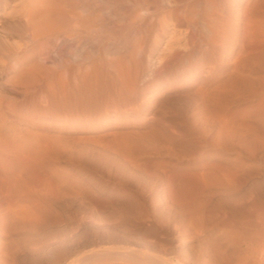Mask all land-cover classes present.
Listing matches in <instances>:
<instances>
[{
    "label": "rangeland",
    "instance_id": "1",
    "mask_svg": "<svg viewBox=\"0 0 264 264\" xmlns=\"http://www.w3.org/2000/svg\"><path fill=\"white\" fill-rule=\"evenodd\" d=\"M195 1L197 2L180 0V8L186 6L180 10V48L173 54L167 53L170 58L167 57L160 65L161 59L158 56L166 54L162 48V52L159 49L160 52L153 53L154 60L147 53V64L145 63L143 70L139 72L137 68L131 67L124 71L128 73L126 78L123 75L125 82L116 72L102 65L92 66L91 71L80 67L79 72L85 71L84 73H79L78 67L75 69L78 77L76 73H72L75 70L56 64L59 62L58 55H53L44 63L48 66L51 63L54 69L50 73H55L51 75L54 78L59 76L60 67V73L65 74L60 76H64L65 80L69 78L67 84H64L63 78L48 80V83L46 80H38L40 83L36 80L27 83L20 80V84L17 73H20L24 63L13 59L18 56L0 64V175L1 178L9 174L14 176L4 177V180L8 179L6 182L0 180V195L4 193L3 198H17L18 202H14V205L10 203L13 198L4 200L0 196V209L4 207L5 212V209L7 211L12 207L9 212L0 211V218L3 217V220L0 219V241L3 237L4 240L9 239V242L17 241L21 249L15 256L17 264H141L120 259L118 251L123 250L121 245L124 249L130 246L121 240V236H133L136 234L131 231L135 227L133 224L139 221L149 223L150 219L158 222V229H149L150 240L159 241V253L173 264H264V119L258 113L259 108H264V35L261 32L264 31V0H208L206 6H198L197 3V7L194 6ZM215 2L222 4V7ZM188 5L193 11L197 9V13L206 9L207 16L200 12V18L204 16L207 19H203L209 21L205 22L209 33L207 30H203L204 33L199 30L196 34L191 31L190 19L195 20L196 13L189 11L191 8ZM218 8L223 10L220 11L222 14L218 12ZM207 9L215 13L216 17L213 14L211 16ZM0 10L2 25L6 14H3L1 6ZM220 14H224V18ZM252 21L253 24L257 23L259 31ZM213 22L219 26L213 25ZM209 24L213 26L210 27ZM251 24V30L255 29L254 32L258 35L261 33L260 37L252 35L248 29ZM213 28L217 29V34ZM251 35L253 39L250 40ZM205 38L210 39V42ZM184 39L188 41L183 42ZM243 41L245 45H242ZM255 44L260 48L263 45L260 49L255 48ZM249 45H253L255 50ZM256 49L261 50L258 55L255 53L258 52ZM235 50L237 53L246 51L247 55H243L253 58L246 61L245 56L239 57L242 52L237 54ZM232 60H236L234 64ZM167 61L172 62L169 64ZM236 63L243 64L239 66L243 71L232 66H238ZM21 64L22 67H19ZM159 66L161 70L157 71ZM135 71L139 73L136 74ZM231 71L233 76H229ZM234 71L239 74L234 75ZM75 75L78 78H74ZM14 76L18 77L15 81ZM127 79L132 84L136 81L138 83L133 86ZM29 82L33 85L26 86ZM131 85L134 88L129 89ZM258 86L263 87L262 93ZM131 89H135V92ZM256 89H260V92L255 91ZM256 95L261 96L257 98ZM227 112L235 115V122L240 118L235 130L237 128L238 131L239 125L240 129L244 128L243 124L246 122L243 135H239L240 129L239 134L233 130L237 134L235 136L230 135L232 132L225 134L220 128L221 132L218 133L217 126H220L216 119ZM244 114L247 116L245 122L241 119H244ZM212 122H215L216 127ZM247 122L253 126L249 128ZM247 127L250 130H246ZM216 130L221 135L220 141ZM221 133L231 137L226 138ZM212 134L218 137L215 138L216 141ZM20 158L29 161L34 165L33 168L38 167L36 175L40 173L37 180L33 179L36 183L33 184L34 181L31 180L26 181L27 186L25 183L21 186L24 187V192L19 188L24 174L20 173L22 177L11 169V165L24 161ZM15 174L19 176L15 177ZM15 178L22 180L18 182ZM25 178L24 180H29ZM8 181H12L13 185L14 182L19 184V187H14L23 193L14 191L13 185L9 186L13 191L8 189ZM40 181L42 184H39ZM4 183L7 184L1 185ZM28 186L26 191L25 187ZM46 186L48 191L45 190ZM57 188L60 189L59 195L55 192ZM7 190L12 192H5ZM50 190L51 193L54 190L55 198L53 193V198L50 197ZM29 198L33 200L30 201ZM18 199L25 204L22 205ZM33 201L39 204L35 207L32 205ZM7 203V208L11 204L8 209L4 205ZM12 205L19 209L15 207L14 210ZM175 217L184 218L193 231L205 229L204 233L201 232V242L198 237H193L192 232L181 233L180 226H175ZM2 221L5 222L4 225ZM171 228L174 229L171 231ZM133 237L139 240L138 235ZM33 242L36 244L32 246L30 243ZM149 247L152 246L143 243V249ZM27 249H31L34 255L29 254V257Z\"/></svg>",
    "mask_w": 264,
    "mask_h": 264
},
{
    "label": "bare ground",
    "instance_id": "2",
    "mask_svg": "<svg viewBox=\"0 0 264 264\" xmlns=\"http://www.w3.org/2000/svg\"><path fill=\"white\" fill-rule=\"evenodd\" d=\"M186 0H184L185 2ZM188 1V0H187ZM210 1V0H209ZM213 1V0H212ZM218 1V0H217ZM221 1V0H220ZM219 1V2H220ZM224 1V0H223ZM183 1H181L182 3ZM192 2V1H191ZM194 2V0H193ZM196 2V1H195ZM214 2V1H213ZM231 2V1H230ZM189 3V2H188ZM198 3V6L201 5V4H207L208 3V0H197L196 3H194V6H196L195 4ZM217 3V2H215ZM224 3V2H223ZM185 4V3H184ZM205 4V6H206ZM220 4V3H219ZM217 3V5H219ZM187 5V4H186ZM0 6L1 8L3 9V14H6V18H4V22L0 25V64H4V62L7 60V59H11L13 56H18L17 58H13V59H16L17 62H20V63H24L23 65V68H21V70L19 71L20 73H17L18 74V77L20 78L18 80V82L20 83V80H25V82L27 83V81H38V80H46V83H48L47 81L48 80H53V79H61L63 78L64 76H60V67H58V70H59V73L58 75L60 76H54L52 77L51 75L55 74V73H52L53 72V69L52 68L53 66L49 64L46 65L44 62H46V60H48L49 58H51L53 55H58V60L59 62L56 63V60L54 63L58 64L60 63L62 65V67L64 68H71L73 70H75L76 68L79 67V70L78 72L80 71V67H84L86 69H82V70H88L92 69V66H103V67H106V68H110L111 70H113L114 72H116V74H118V77H120V79H123L124 81V74H125V78L128 77L126 74H128L127 72L125 73L124 71L127 69H130L131 67H135L137 68L136 70L140 72V70H143L144 69V65H145V61H146V54L147 53H150L149 54V57L154 60L152 58L153 56V53H155L156 51H159V49L161 50V48L163 49V52L166 53L165 55L163 54V56L160 57L158 56L160 60V63L158 65H160L162 63V61L164 62L165 59L168 57V54H173L174 52H176V50H178L180 48V42H181V35H180V10H183L186 6L184 5V8H180V0H0ZM183 6V4H182ZM190 6V5H188ZM192 6V4H191ZM190 6V10L189 11H193L192 7ZM204 6V5H203ZM202 6V7H203ZM222 7V4L219 5V7ZM231 6V5H230ZM197 7V6H196ZM208 7V6H207ZM210 7H211V4H210ZM213 7V6H212ZM235 7V6H234ZM200 9H202L200 7ZM213 9V8H212ZM229 9V8H228ZM196 11H193L195 12V16L194 18L196 17V19H190L192 22L190 23V26L189 28L191 29V31L196 34L200 31L203 32V30H207L209 27H207L208 25H206L205 21L207 18L202 16L203 18H200L201 16V13L202 11H199L197 9H195ZM208 10V9H207ZM215 10V9H214ZM218 12L220 11H223L221 9L218 8ZM1 11V10H0ZM206 11V9H205ZM202 12V13H205ZM209 11V10H208ZM216 11V10H215ZM210 12V11H209ZM227 12V11H226ZM225 12V13H226ZM233 12V11H232ZM236 13V11H234ZM239 12V11H238ZM189 13V12H188ZM211 16L213 14V17L215 15L216 17V14L215 13H212L210 12ZM217 13V11H216ZM221 13V12H220ZM231 13V12H230ZM190 14V13H189ZM192 14V12H191ZM222 14V13H221ZM220 14V15H221ZM246 14V13H245ZM187 15V14H186ZM204 15V14H203ZM218 15V14H217ZM224 15V14H223ZM223 15H221L223 17ZM237 15V14H236ZM248 15V13L246 14ZM205 16L206 13H205ZM211 16L209 18H211ZM189 17V16H188ZM188 17H187V20H188ZM191 17V16H190ZM189 17V18H190ZM230 17V16H229ZM239 18V16H237ZM247 17V16H246ZM248 17L251 19V16L248 15ZM193 18V17H192ZM221 17H219L220 19ZM224 18V17H223ZM264 18V17H263ZM215 19V18H214ZM229 19V18H228ZM240 19V18H239ZM2 20V21H3ZM194 20V21H193ZM212 20V19H210ZM217 20V18L215 19ZM225 20V19H223ZM252 20L254 21V18L252 17ZM256 20V18H255ZM189 21V20H188ZM219 21V20H218ZM227 21V20H226ZM249 21V20H248ZM247 21V22H248ZM253 21L251 22L253 24ZM209 22V21H208ZM224 22V21H223ZM232 22V21H231ZM246 22V23H247ZM257 22V21H256ZM260 22V21H258ZM221 23V22H220ZM219 23V24H220ZM227 23V22H226ZM241 23V22H240ZM245 23V22H244ZM250 23V21H249ZM182 24V23H181ZM208 24V23H207ZM213 25L215 24L214 22L212 23ZM212 24H209L212 25ZM233 24V22H232ZM231 24V25H232ZM238 24V23H237ZM235 23V25H237ZM252 24L251 26H249L248 29H250V32L252 33V35L254 37H260L261 36V33H259L258 31L260 30L259 27L257 28L256 24L257 23H254L253 25L257 28V32L259 33V35L254 32V30L252 31L251 28H252ZM185 25V24H184ZM212 25V26H213ZM217 24H215L216 26ZM225 25V24H224ZM223 25V26H224ZM233 25V26H235ZM247 26V24H245ZM250 25V24H249ZM187 26V25H185ZM210 26V27H212ZM219 26V25H217ZM232 26V27H233ZM238 26V25H237ZM237 26H236V29H237ZM251 27V28H250ZM187 28V27H186ZM220 28V27H219ZM218 28V29H219ZM244 28H247V27H244ZM215 28H213V31H215V34L217 29L214 30ZM221 29H222V25H221ZM224 29V27H223ZM239 29V28H238ZM247 29V30H248ZM212 30V28H211ZM220 30V29H219ZM212 31V32H213ZM223 30H221L220 32H222ZM225 31V29H224ZM231 31V30H230ZM237 31V30H236ZM239 31V30H238ZM246 31V30H245ZM244 31V35L246 34ZM249 31V30H248ZM256 31V30H255ZM208 32V30H207ZM219 32V33H220ZM256 33V34H253ZM263 32V35H264V31H261ZM206 33V32H205ZM209 33V32H208ZM223 33V32H222ZM234 33V32H233ZM249 33V32H248ZM214 34V33H213ZM212 34V35H213ZM231 34V33H230ZM242 34V35H243ZM207 35V33H206ZM222 35V34H221ZM223 35L225 36L226 34L223 33ZM251 35V36H252ZM258 35V36H257ZM196 36V35H194ZM208 36V35H207ZM210 36V35H209ZM218 36H220L218 34ZM229 36V35H228ZM253 36L250 37V40L251 38L253 39ZM211 37V36H210ZM216 37V36H215ZM248 37V36H247ZM246 37V38H247ZM191 38V37H190ZM196 38V37H195ZM198 38V37H197ZM221 38V36H220ZM230 38V37H229ZM243 38V37H242ZM262 38H264V36H262ZM193 39V38H192ZM208 40V38H205ZM257 40H260L259 38H256ZM255 39V40H256ZM185 40L187 39H184L183 42H185ZM195 40V39H194ZM200 40V39H198ZM227 40V39H226ZM245 40V39H244ZM254 40V41H255ZM31 41V43H30ZM188 41V40H187ZM186 41V43H188ZM218 41V39H217ZM233 41V39H232ZM235 41V40H234ZM192 42V40H191ZM198 42V41H196ZM210 42V41H209ZM212 42V41H211ZM245 41H243L244 43ZM253 42V41H252ZM250 42V44L252 43ZM257 42V41H256ZM263 42H264V39H263ZM201 44V41L199 42ZM218 43V42H217ZM225 42H223L224 44ZM242 45H245V43ZM255 43V42H253ZM252 43V44H253ZM257 43H262V42H257ZM185 44V43H184ZM193 44V43H191ZM189 45V46H192V45ZM199 44V45H200ZM216 44V42H215ZM220 44V43H219ZM226 44V43H225ZM258 44V45H259ZM183 45V44H182ZM186 45V44H185ZM194 45V44H193ZM203 45V44H201ZM218 45V44H217ZM221 45V44H220ZM262 45L261 44V48H262ZM187 46V45H186ZM188 46V47H189ZM205 46V45H204ZM241 46V45H240ZM239 46V47H240ZM247 46V45H246ZM249 46H252V48L254 49V46L253 45H249ZM257 44H255V48H260V46H257ZM187 47V48H188ZM194 47V46H193ZM215 47V46H213ZM219 47V46H218ZM264 47V45H263ZM183 48V46L181 47ZM200 48V47H199ZM210 48V47H209ZM260 48V49H261ZM190 49V48H189ZM192 49V48H191ZM196 49V48H195ZM198 49V48H197ZM206 49V48H204ZM217 49V48H216ZM233 49V48H232ZM252 49V51H253ZM260 49H256L258 50V52H255L257 53V55L260 53L259 50ZM264 49V48H262ZM188 50V49H187ZM202 50V49H201ZM227 50V49H226ZM255 50V49H254ZM212 53H213V50H211ZM236 51V50H235ZM261 51V50H260ZM263 51V50H262ZM160 52V51H159ZM162 52V50H161ZM188 52V51H187ZM191 52V51H190ZM193 52V51H192ZM191 52V53H192ZM196 52V51H195ZM199 52V50H198ZM210 52V51H209ZM220 52V51H219ZM242 52V51H241ZM239 52V53H241ZM168 53V54H167ZM202 55H204L203 53L204 52H201ZM206 53V52H205ZM234 53V52H233ZM232 53V54H233ZM237 53V51H236ZM237 53V54H239ZM244 53H246L247 55V52L245 51ZM243 52L241 54H239V57L241 56H245L246 58V55H243L244 54ZM264 53V52H263ZM263 53H261L260 55H263ZM160 54V53H159ZM162 54V53H161ZM182 54V53H181ZM198 54V53H197ZM195 53V55H197ZM211 54V52H210ZM214 54V53H213ZM212 54V55H213ZM229 54V53H228ZM237 54H236V57H237ZM183 55V54H182ZM182 55L180 57H182ZM189 55V54H188ZM217 55V54H216ZM241 55V56H240ZM177 56V55H176ZM210 56V55H209ZM215 56V55H214ZM222 56V55H221ZM219 56V57H221ZM225 55H223L224 57ZM249 56V54H248ZM154 57V56H153ZM157 57V56H156ZM173 57V56H172ZM171 57V58H172ZM202 57V56H201ZM200 57V58H201ZM216 57V56H215ZM231 57V56H229ZM251 56L247 57L246 58V61L247 59H249ZM260 57V56H259ZM170 58V57H168ZM183 58V57H182ZM228 58V57H227ZM234 58V56H233ZM244 58V57H243ZM242 58V59H243ZM245 58L243 59L245 61ZM253 58V57H251ZM250 58V59H251ZM9 59V60H10ZM12 59V60H13ZM148 59V58H147ZM180 59V58H179ZM195 59V58H194ZM216 59V58H215ZM223 59V58H221ZM229 59V58H228ZM235 59V58H234ZM233 59V60H234ZM239 61H241V58H238ZM11 60V61H12ZM157 60V59H156ZM170 60V59H169ZM201 60V59H200ZM226 60V59H225ZM224 60V61H225ZM231 60V59H230ZM232 60V63L235 61ZM159 61V60H158ZM195 61V60H194ZM216 61V60H215ZM223 61V60H222ZM238 61V60H237ZM13 62V61H12ZM49 62V61H48ZM156 62V61H154ZM169 63V61H167ZM172 62V61H171ZM170 62V63H171ZM181 62V61H180ZM186 62V61H185ZM214 62V61H213ZM227 62V60H226ZM229 62V61H228ZM8 63V62H7ZM15 63V62H13ZM12 63V64H13ZM26 63V64H25ZM150 63V62H149ZM169 63V64H170ZM174 63V61H173ZM172 63V65H173ZM190 63V61H189ZM231 63V62H230ZM231 63V64H232ZM233 63V64H234ZM11 64V63H10ZM147 64V63H146ZM213 64V63H212ZM238 64V63H236ZM242 63H240L241 65ZM16 65V64H15ZM178 65V64H177ZM191 65V64H190ZM238 64L237 65H232L233 67L236 66L238 68V71H239V66ZM243 65V64H242ZM14 66V65H13ZM181 66V65H179ZM229 66V65H228ZM18 67V66H16ZM19 67H22V64L21 66ZM55 67V66H54ZM90 67V68H89ZM146 67V66H145ZM164 68V65L162 66ZM167 67V66H166ZM165 67V68H166ZM204 67V66H203ZM210 67V65H209ZM236 67L234 68V70H236ZM241 67V66H240ZM62 68V69H63ZM96 68V67H95ZM100 68V67H99ZM153 68V67H152ZM157 68V66L155 67ZM160 69H157L158 70H161V67L159 66ZM176 68V67H175ZM224 68V67H223ZM18 69V68H17ZM52 69V72L50 73V70ZM56 69V67H55ZM98 69V67H97ZM151 69V68H150ZM154 69V68H153ZM171 69V68H170ZM195 69V67H194ZM211 69H214V68H211ZM231 69V68H230ZM245 69V68H244ZM66 70V69H64ZM63 70V71H64ZM105 70V69H104ZM108 70V69H107ZM179 70V69H178ZM228 70V69H227ZM233 70V68H232ZM241 71H243V69L241 68L240 69ZM246 70V69H245ZM244 70V71H245ZM250 71V69H248ZM61 71V72H63ZM77 70H75V72H72V73H76ZM89 71V70H88ZM106 71V70H105ZM130 71V70H128ZM147 71V70H146ZM149 71V70H148ZM155 71V70H153ZM208 71V70H207ZM210 71V70H209ZM229 71V70H228ZM83 72V71H81ZM79 72V73H81ZM85 72V71H84ZM83 72V73H84ZM109 72V71H108ZM112 72V71H111ZM113 72V73H114ZM124 72V73H123ZM136 72V71H135ZM139 72H136V74H138ZM161 72V71H160ZM172 72V71H171ZM236 72V71H234ZM68 72H66L67 74ZM87 73V72H86ZM85 73V74H86ZM89 73V72H88ZM87 73V74H88ZM107 73V72H106ZM113 73H110L113 74ZM130 73V72H129ZM147 73V72H146ZM145 73V74H146ZM163 73V72H162ZM208 73V72H207ZM212 73V72H211ZM229 76H233V71L229 72ZM243 73V72H242ZM241 73V74H242ZM246 72H244L245 74ZM64 74V72L62 73ZM61 74V75H62ZM86 74V75H87ZM115 74V75H116ZM131 74V73H130ZM133 74H134V70H133ZM131 74V76L133 75ZM150 74V72H149ZM165 74V72H164ZM178 74V72H177ZM239 73L236 72V74L234 75H237ZM238 75L239 77L241 76ZM65 75V74H64ZM69 75V74H67ZM76 75H78L76 73ZM73 76L74 78H78L77 76ZM84 74H82L83 76ZM148 75V74H146ZM243 75V74H242ZM247 75V73L245 74ZM262 75V74H261ZM173 76V75H172ZM171 76V77H172ZM244 76V75H243ZM264 76V74H263ZM15 77V79H14ZM12 79H14L13 81L16 80V77L17 76H14ZM17 77V79H18ZM66 77V76H65ZM81 77V76H80ZM85 77V75H84ZM110 77H113L110 76ZM135 77V74L134 76H132V78ZM137 77V76H136ZM149 77V75H148ZM147 77V78H148ZM176 77V76H175ZM68 78V77H67ZM66 78V79H67ZM72 78V77H70ZM115 78V77H114ZM117 78V76H116ZM130 78V79H132ZM65 81L64 84H67L68 82H66L67 80H69V78L67 80H65V78H63ZM81 79V78H80ZM79 79V80H80ZM87 79V78H86ZM85 79V80H86ZM113 79V78H112ZM130 79H127V80H130ZM137 80V78H135ZM134 79V80H135ZM145 79V77H144ZM172 79V78H171ZM72 80V79H70ZM126 80V79H125ZM133 80V79H132ZM133 80V81H134ZM143 80V78H142ZM261 80V79H259ZM35 81V83H36ZM41 81V82H42ZM54 81V80H53ZM78 81V80H76ZM84 81V80H83ZM112 81V80H111ZM120 81V80H119ZM118 81V82H119ZM122 81V82H123ZM139 81V80H138ZM40 83V81H38ZM82 82V81H81ZM125 82V81H124ZM131 82V80L129 81V83ZM137 82V81H136ZM135 82V83H136ZM140 82V81H139ZM22 83V82H21ZM20 83V84H21ZM45 83V81H44ZM43 83V84H44ZM76 83V82H75ZM120 83V82H119ZM133 82L130 83L134 86L135 84ZM138 83V82H137ZM181 83V82H180ZM260 83V82H259ZM258 83V84H259ZM30 84V82L26 85L28 86ZM31 84L33 85V83L31 82ZM30 84V85H31ZM38 84V83H37ZM36 84V85H37ZM41 84V85H43ZM53 84V82H52ZM63 84V83H62ZM46 85V84H45ZM49 85H50V82H49ZM47 84V86H49ZM56 85V84H55ZM126 87H127V82H126ZM131 85L130 88H134L133 86ZM136 85V84H135ZM178 85V84H177ZM261 85V83H260ZM259 85V86H260ZM52 86V85H50ZM130 86V85H129ZM260 89H256L255 91H261V93L263 92L262 88L264 87V85H262L263 87H259ZM178 88V87H177ZM202 88V87H201ZM200 88V89H201ZM203 89V88H202ZM135 90V89H134ZM131 89V91H134ZM259 91V92H260ZM135 92V91H134ZM258 92V93H259ZM257 94V93H256ZM257 96V95H256ZM261 96V95H259ZM257 96V98L259 97ZM263 96V99H264V95L262 94ZM262 99V97H260ZM262 99V100H263ZM258 100V99H257ZM256 100V101H257ZM260 100V102L262 101ZM259 102V101H258ZM256 103V102H255ZM263 105H264V101H262ZM257 104V103H256ZM255 104V105H256ZM261 104V103H260ZM254 105V106H255ZM258 105V104H257ZM261 106V105H260ZM253 107V106H252ZM262 108V106H261ZM247 109V108H246ZM255 109H258L257 107ZM254 110V109H253ZM252 110V111H253ZM260 111H258V113L260 112L262 114V117L264 119V108L263 109H260ZM255 111V110H254ZM233 112H236L233 111ZM242 112V111H241ZM249 112V111H248ZM232 112H230L231 114ZM238 113V112H237ZM244 113H247V112H244ZM251 113V112H250ZM257 113V112H256ZM228 112L227 114H224L222 116H220L221 114H218L220 117H218L216 120H217V123L219 124L220 127L217 126V130H222L225 134H230L229 132H232V134L230 135H234L236 134V132L239 131L240 129V125H239V128H238V131H237V128L236 130L234 129L235 128V125L236 123L238 124V121H239V116H238V121L235 122V119L236 117H234L235 115H230ZM243 114V112L241 113ZM248 114V113H247ZM237 115V114H236ZM239 115V114H238ZM245 115V114H244ZM244 115H241L242 117ZM217 115H215L216 117ZM255 116V115H254ZM254 116H253V119H254ZM257 116V115H256ZM261 116V115H260ZM251 117V116H250ZM261 117V118H262ZM245 118H247V116L245 115L244 119L241 118L243 120V122H245ZM260 119V118H259ZM237 120V118H236ZM247 121V120H246ZM249 121H252V119L250 120L249 118ZM258 121V120H257ZM255 121V122H257ZM216 122V121H215ZM215 122H212L214 123L213 126H215ZM264 121L262 120V123ZM216 123V125H217ZM242 122H239V124H241ZM246 123V122H245ZM243 124V125H247V124ZM248 123V122H247ZM258 123V122H257ZM252 124V123H251ZM250 122L248 123V126L250 128V126H253V124L251 125ZM238 126V125H237ZM244 126V128H245ZM257 126V125H255ZM262 126V125H260ZM216 127V126H215ZM214 127V128H215ZM243 127H241V132L239 134V132L237 134L239 135H243L242 133V130L244 129ZM248 128V127H247ZM246 129V130H250V129ZM264 128V127H262ZM217 130H216V135L219 137H221L220 134V130H219V134H217ZM233 130H235L233 132ZM264 130V129H263ZM244 131V130H243ZM252 131V130H251ZM215 132V131H214ZM224 133H221V134H224ZM242 133V134H241ZM214 134V133H213ZM212 134V137L214 136ZM224 134V135H225ZM236 134V135H237ZM217 136H214V141H216L215 138H218ZM235 136V135H234ZM211 137V138H212ZM220 137L218 138V140L220 139ZM226 137V135H225ZM227 137H231V136H228ZM226 137V138H227ZM237 137V136H236ZM240 137V136H239ZM212 138V140H213ZM223 138V137H222ZM97 140V139H96ZM221 140V139H220ZM219 140V141H220ZM217 141V142H219ZM216 142V143H217ZM218 146V145H217ZM248 153V152H247ZM12 159V158H11ZM22 160H24L23 158H20ZM6 160V159H5ZM17 160V159H15ZM27 160V159H26ZM19 161V160H18ZM17 161V162H18ZM21 161V160H20ZM11 162V161H10ZM9 162V163H10ZM29 161H22L21 163L17 164V165H11V169L13 171H16L17 173H21V174H24L25 177H28V178H25L23 177V175H21L23 177V183L21 184L19 182V180H22V179H19L17 180L15 178V180H17L19 182V184H15L14 182V185L18 186L21 190L23 189V192L25 191L24 187L22 188L21 186L24 184L27 186L26 184V181H34L37 180L36 178L37 174L36 175V171L37 170V166L33 168V166L30 164V162L28 163ZM15 164V162H13ZM32 163V162H31ZM8 164V163H7ZM33 164V163H32ZM42 165V164H41ZM217 165V164H216ZM220 165V164H219ZM5 166V165H4ZM3 166V167H4ZM213 166V165H212ZM41 167V166H40ZM10 168V167H9ZM216 168V167H215ZM43 169V168H42ZM211 169V168H210ZM3 171V170H2ZM7 171V169L5 170ZM199 171V170H198ZM9 174V171H7ZM46 172V171H45ZM43 172V173H45ZM202 172V171H201ZM205 172V171H204ZM5 173V172H4ZM3 173V174H4ZM11 173V172H10ZM38 173V172H37ZM195 173V171H194ZM6 174V173H5ZM47 174V173H45ZM62 174V173H61ZM196 174V173H195ZM202 174V173H201ZM10 175V174H9ZM7 175V176H9ZM12 175V174H11ZM10 175V177H11ZM48 175V174H47ZM203 175V174H202ZM3 176V175H2ZM7 176H3V178H1V175H0V180H4V177L7 178ZM13 176V175H12ZM19 175H16L15 174V177H17ZM50 176V175H48ZM14 177V176H13ZM47 177V176H46ZM234 177V176H233ZM5 178V179H6ZM20 178V177H19ZM25 179H29V180H24ZM48 178V177H47ZM63 177H61L62 179ZM65 178V177H64ZM35 179V180H33ZM51 179L52 176H51ZM230 179V178H229ZM8 180V179H6ZM6 180L2 181V182H6ZM14 180V181H15ZM221 180V179H220ZM226 180V179H225ZM25 181V182H24ZM60 181V180H59ZM58 181V182H59ZM231 181V180H230ZM1 182V181H0ZM9 182V181H8ZM7 182V183H8ZM11 182V183H10ZM8 183V185H6L5 183L4 184H1V185H6L8 189H10L13 185L12 184V181H10ZM39 182V181H38ZM52 182V181H51ZM187 182V181H186ZM17 183V182H16ZM31 183V182H30ZM29 183V184H30ZM65 183V182H63ZM224 183V182H223ZM230 183V182H228ZM10 184V185H9ZM39 184H42L41 181ZM39 184H37L39 186ZM55 184V183H54ZM13 185V187H14ZM32 185V184H30ZM44 185V184H43ZM42 185V186H43ZM62 186V184H60ZM231 185V184H230ZM5 186V187H6ZM9 186H11L9 188ZM41 186V187H42ZM64 186H66V184H64ZM229 186V184H228ZM227 186V187H228ZM1 187V186H0ZM36 187V185H35ZM45 187V186H44ZM43 187V188H44ZM58 187V186H57ZM67 187V186H66ZM226 187V188H227ZM18 188V189H19ZM27 188L26 191L29 189V186L28 187H25ZM63 188V187H62ZM222 188V187H221ZM2 189V188H1ZM6 189V188H4ZM12 189V188H11ZM14 191L16 190V187L13 188ZM12 189V191H13ZM19 189V190H20ZM51 189V188H50ZM65 190V187L63 188ZM62 189V190H63ZM20 190V192H18L16 190V192H18L19 194L20 193H23L22 191ZM44 190V189H43ZM47 190V186H46V189ZM49 190V189H48ZM47 190V191H48ZM58 190V191H57ZM57 190L55 191L57 193V195H59V190L57 188ZM61 190V192H62ZM12 191H5V192H12ZM52 190H50V193H51ZM3 192V190L1 191ZM15 192V193H16ZM33 192V191H32ZM31 192V193H32ZM46 192V191H44ZM43 192V193H44ZM54 190H53V194L55 193ZM60 192V193H61ZM34 193V192H33ZM32 193V194H33ZM52 193L50 194V197L53 198ZM65 193V191H64ZM2 194V193H1ZM14 194V192H13ZM26 194V193H25ZM49 194V192H48ZM73 194V193H72ZM185 194V193H184ZM27 195V194H26ZM30 196H32L31 194H29ZM47 195V193H46ZM56 194H54V198L56 197L55 196ZM62 195V194H61ZM4 196V193L3 195H0ZM24 196V195H23ZM29 196V197H30ZM35 197V195H33ZM64 196V195H63ZM17 197V196H16ZM38 197V196H37ZM49 196L47 198H50ZM10 197H5L3 198L4 200L5 199H9ZM13 198V199H11ZM11 201L10 203L11 204H14V202H16V199H14V197H11ZM33 198V197H31ZM36 198V197H35ZM50 198V199H51ZM1 199V197H0ZM23 199V198H22ZM34 199V198H33ZM31 199V200H33ZM44 199V198H43ZM28 200V198H27ZM30 200V198H29ZM30 200V201H31ZM36 200V199H35ZM41 200H42V196H41ZM40 200V201H41ZM44 200H47V199H44ZM3 201V200H2ZM18 201H20V203L22 202L20 199H18ZM29 201V202H30ZM37 201V200H36ZM38 200V202H40ZM5 202V201H3ZM9 202V200H8ZM28 202V201H26ZM35 201H33L32 205L33 206H37V202L36 205H34ZM6 203V202H5ZM9 203V204H10ZM18 203V202H16ZM19 203V204H20ZM24 203V202H23ZM23 203H21L22 205H24ZM11 204L9 205V207L11 206ZM42 204V203H41ZM41 204H40V207L41 208ZM0 205L1 202H0ZM5 207L8 206V203L7 205L4 204ZM12 205V206H14ZM2 207V206H1ZM8 207V208H9ZM16 206L13 207L14 210ZM20 207V205H19ZM7 208V207H6ZM7 208V209H8ZM17 209L18 206L16 207ZM21 208V207H20ZM38 208V207H37ZM38 208V209H39ZM4 209V207H3ZM3 209H0V211H3ZM12 210V207L9 208ZM8 209V210H9ZM7 210V211H8ZM13 210V211H14ZM6 209H5V212H7ZM12 211V212H13ZM4 212V211H3ZM4 212V213H5ZM9 212V211H8ZM21 213V212H19ZM1 214V213H0ZM9 214V213H8ZM7 214V215H8ZM11 214V213H10ZM9 214V215H10ZM16 215H18L17 213H14ZM3 216V215H2ZM12 216V214L10 215V217ZM14 216V215H13ZM182 216V215H181ZM1 217V216H0ZM6 219L8 220V217L5 216ZM3 218V217H2ZM0 218V219H2ZM12 218H15V217H12ZM11 219V218H10ZM175 219L174 223H175V226H177L179 228L180 226V231L181 233H193L194 236L193 237H198L199 241H200V236H201V232L204 233L205 232V229L201 228L202 230H192L190 228V225L188 223H186V220L184 218H179L177 219L176 217L173 218ZM3 220V219H2ZM5 220V219H4ZM7 220L6 223H7ZM12 220V219H11ZM16 221L17 219H13V221ZM144 220V219H143ZM260 221V219H259ZM2 225H4V221H2ZM173 223V224H174ZM194 224V223H193ZM6 225V224H5ZM135 227L132 228L131 231H133L134 233L136 234H133V236L135 235H138L139 236V240L135 239L132 235L131 236H126V235H122L121 236V240L122 241H125L126 243L130 244L129 247L126 246V248L124 249L123 245L122 246V251H118L119 255H120V259L124 260V261H127V262H132V263H144V264H173L171 263V261L167 258H165L163 255H161L158 251V240L157 241H152L150 240V231L149 229L152 228L154 230L158 229V222L155 221V220H149V223H146L144 221H139L138 223L136 224H133ZM205 225V224H204ZM66 226V225H65ZM173 227V226H172ZM174 228H171V231L173 230ZM68 231V230H67ZM66 231V232H67ZM170 231V232H171ZM175 231V230H174ZM68 233V232H67ZM180 233V234H181ZM64 234V233H63ZM63 234L61 237H63ZM192 234V235H193ZM68 235V234H67ZM189 235V234H188ZM203 235V234H202ZM66 236V235H65ZM64 236V237H65ZM158 237V236H157ZM156 237V238H157ZM4 238V237H3ZM3 238H1L2 240L0 241V264H17L16 263V258L15 256L19 254V250L20 249V246L17 245V241L16 242H9L10 240L7 239V240H4ZM30 240V239H29ZM5 241V242H4ZM7 241V242H6ZM34 241V240H33ZM67 241V239H66ZM28 242V241H27ZM62 242V241H61ZM201 242V241H200ZM20 243V242H19ZM55 243V241H54ZM143 243L146 244V245H151L152 247H149V249H143L142 246H143ZM25 245V243H23ZM32 246L36 243L33 242L30 243ZM63 247H65V242H63ZM201 244V243H200ZM30 245V246H31ZM29 246V245H27ZM31 246V247H32ZM160 246V245H159ZM22 248V247H21ZM26 248V247H25ZM24 248V249H25ZM29 249V248H28ZM27 249V253L28 256L29 254L30 255H34V252L30 249L28 250ZM33 249V247H32ZM264 250V249H262ZM107 252V251H105ZM113 252V251H112ZM24 253V251H23ZM94 253V252H93ZM96 253V252H95ZM104 253V252H103ZM111 253V252H110ZM116 253V252H115ZM12 254V255H11ZM21 254V253H20ZM59 254V253H58ZM91 254V253H89ZM102 254V253H101ZM87 255V254H86ZM21 256V255H20ZM93 256V255H92ZM30 257V256H29ZM26 259V257H23ZM28 258V257H27ZM50 258V257H49ZM48 258V259H49ZM24 260V261H25ZM32 260V259H30ZM34 261V259H33ZM37 261V260H36ZM66 261V260H64ZM84 261V260H83ZM76 262V260H75ZM79 262V260H78ZM20 263V262H19ZM67 263V262H66ZM62 264V262H61ZM65 264V263H64ZM67 264H72L71 263H67Z\"/></svg>",
    "mask_w": 264,
    "mask_h": 264
}]
</instances>
